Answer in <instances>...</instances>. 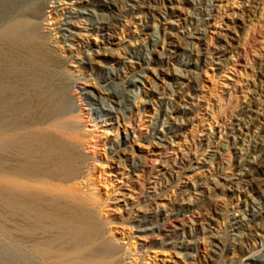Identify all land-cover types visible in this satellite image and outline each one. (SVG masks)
Here are the masks:
<instances>
[{
	"label": "rangeland",
	"instance_id": "obj_1",
	"mask_svg": "<svg viewBox=\"0 0 264 264\" xmlns=\"http://www.w3.org/2000/svg\"><path fill=\"white\" fill-rule=\"evenodd\" d=\"M14 18L36 42H0V132L73 157L29 191L93 213L111 264H264V0H0ZM39 237L0 198V264H41Z\"/></svg>",
	"mask_w": 264,
	"mask_h": 264
},
{
	"label": "bare ground",
	"instance_id": "obj_2",
	"mask_svg": "<svg viewBox=\"0 0 264 264\" xmlns=\"http://www.w3.org/2000/svg\"><path fill=\"white\" fill-rule=\"evenodd\" d=\"M30 24L25 19L14 18L0 30V42L28 45L34 41L29 31L35 26ZM0 146L6 153L15 150L19 159L17 164L8 163L0 169L7 184L16 185L12 191L0 182V198L8 208L25 217H34L40 235L34 252L41 264L48 261L50 264H111L106 255L112 248L101 240L99 223L93 213L65 201L49 206L18 180L41 174L49 165L67 177L73 162L70 151L57 146L48 135L6 130L0 132Z\"/></svg>",
	"mask_w": 264,
	"mask_h": 264
}]
</instances>
